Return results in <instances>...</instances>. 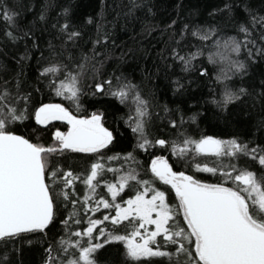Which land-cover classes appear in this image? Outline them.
Returning <instances> with one entry per match:
<instances>
[{
    "label": "trees",
    "instance_id": "obj_1",
    "mask_svg": "<svg viewBox=\"0 0 264 264\" xmlns=\"http://www.w3.org/2000/svg\"><path fill=\"white\" fill-rule=\"evenodd\" d=\"M139 7H132L131 0H0V8L7 6L14 17L16 28L12 31L18 37L15 41L5 36L9 25L0 17V86L5 81L13 87L17 78L22 83V91L32 94L30 111L33 115L22 121H17L11 127L16 134L23 135L30 142L44 147H57L58 142L54 134L57 131L67 133V123L62 120H51L48 124L39 125L34 119L35 108L41 104H61L72 115L86 118L93 112L103 113V123L114 135V143L108 149L102 150L100 155L79 153L66 150L57 151L47 157V171L62 169L71 171L74 175L85 176L90 172L93 162L104 165V171L97 178L96 194L92 196L87 192V186L82 180L74 183L75 193L72 198L83 200L85 195L92 196L89 207H95V201L101 196L113 203L107 190V184H118V178L129 172L137 175L138 181H148L150 189L164 191L166 203L174 211L178 201L170 185H164L151 172V162L156 157H163L170 167L177 172H184L203 183H222L224 178L219 170L221 167L235 163L238 168L246 166L248 158L233 159L229 157L217 158L213 155H196L191 151L183 157L172 152L171 144L165 148L159 145L148 146L145 149L136 147L139 142L138 134H134L130 127L134 124L136 105L132 100L133 92L129 97L121 100L109 94L108 86L105 92L95 91V84L112 79L115 86V77L130 81L136 86L142 99L147 102V114L143 117L147 139H165L169 142L182 140L179 134L199 139L201 135H211L215 138L228 140L238 137L242 141H255L264 145V25L251 23L252 18L264 17V0H135ZM225 5L229 8L225 9ZM69 8L70 31L81 33L76 42L65 43L66 37L59 31V25L65 23L62 15L63 9ZM149 8L151 12H149ZM45 20H40V15ZM91 17L93 22L88 23ZM175 21V23H173ZM56 24L57 27H53ZM244 24L249 28L250 39L254 44H248L237 55L215 47V38L221 43L229 37L243 40L244 34L239 32V26ZM185 25L189 28L185 30ZM99 26V31H98ZM215 27L218 31L216 37L203 47V54L192 61V67L187 71L184 65L171 57L172 49H177L180 55L195 52L202 47V43L191 35L194 28ZM27 32L28 35L23 34ZM107 36V40L103 37ZM101 39L102 43L96 46L99 53L92 59L93 41ZM179 42V44L177 43ZM251 49V55H249ZM215 54V63H209V54ZM218 53V54H217ZM90 59L79 77V100L71 102L63 96H57L50 87L49 80L53 77L43 78L40 71L50 63H63L73 71H80L76 66L84 63L83 57ZM242 60L248 67L244 75L228 72V60ZM98 69V71H94ZM204 69L208 75L202 77L200 71ZM22 73V74H21ZM223 73L228 79L223 80ZM221 81H217V76ZM63 79V76H60ZM177 82L182 87H178ZM59 84V79L56 80ZM227 84L233 90L245 88L247 94L240 100L230 104L226 110L218 108L211 101L220 99L223 85ZM22 106V105H21ZM183 115L182 126L172 128L170 121L175 119L180 125V116ZM196 115V121L190 117ZM128 153L131 159H125ZM119 156V159L109 157ZM201 167H217L216 175L196 170ZM258 165L250 170H255ZM115 169L111 172L108 169ZM230 171V168H224ZM63 171L59 175H63ZM238 174V173H237ZM46 183L51 184L46 179ZM225 186L234 187L232 182ZM62 187V185H61ZM71 191V190H69ZM137 191H144L142 184L130 181L121 191L115 203L124 202L136 195ZM149 192V196H151ZM70 214L74 219L81 218V225L70 222L66 230L61 223ZM115 208L105 209L102 206L98 211H89L87 215L80 203L74 209L71 203L64 207L61 202L56 210V219L45 233L25 234L20 239L0 242V257L8 254L10 264H44L47 259L45 249L52 245L59 247L63 237L68 239L71 232L87 227L88 219L103 221L94 230L99 236V228L103 227L105 233L130 235L134 227L139 226L137 219L132 223L123 221L120 225H113L111 219L105 221L104 216H115ZM131 219V218H130ZM183 220L182 214L178 216ZM176 221H171L170 227ZM185 228L186 224L183 225ZM75 239V237H72ZM105 237H100L103 243ZM31 240L32 243H28ZM87 237L82 242H86ZM161 250L174 253L175 248L166 244L163 234L156 238ZM155 248L156 244H151ZM74 249H69L70 255ZM125 247L120 241L104 244V247L94 255L96 264H141L126 257ZM56 255V252H53ZM147 260L149 258H141ZM160 264H172L176 259L172 257H153Z\"/></svg>",
    "mask_w": 264,
    "mask_h": 264
},
{
    "label": "snow or ice",
    "instance_id": "obj_2",
    "mask_svg": "<svg viewBox=\"0 0 264 264\" xmlns=\"http://www.w3.org/2000/svg\"><path fill=\"white\" fill-rule=\"evenodd\" d=\"M131 3L130 12L140 6L135 0H131ZM228 8L229 6L225 5V9ZM149 12H151L150 8ZM69 13V8L63 9L62 15L65 17V23L59 25V31L65 35V43H74L79 40L81 33L75 30L70 31L72 25L68 21ZM15 15L7 6L0 8V17L10 26L5 31V36L13 41L23 38L18 37L12 31L17 27L14 20ZM39 18L43 21L45 15L41 13ZM87 22L92 23V18L89 17ZM251 23L253 26L256 23L264 25V17H260L259 20L253 17ZM53 27L57 25L54 24ZM184 27L187 30L189 25ZM217 31L215 27L194 28L191 35L201 41L202 47L185 55H180V52L174 48L171 52L172 59L182 63L184 70L187 71L192 67V61L203 54V47H207V43L216 37ZM239 32L244 34L243 40L229 37L221 43L218 38H215L218 53L223 49L238 55L242 48L255 43L250 39L247 26L241 24ZM23 35L27 36L28 33L25 32ZM107 39V36L103 37V40ZM101 43V39L93 41L92 59L99 55L95 49ZM249 55H251V49H249ZM89 59L85 55L84 63L76 66L80 71L70 70L68 65L63 63H50L40 71V76L53 77L49 80V85L55 90V94L71 102H77V107H79V77ZM208 61L214 64L215 54L210 53ZM247 67L248 65L242 60L230 58L228 60V72L233 75L246 74ZM94 71L98 69L94 67ZM61 75L63 79H60ZM200 75L204 77L208 73L202 69ZM222 76L223 80L229 78L227 73H223ZM57 79H59V84L56 83ZM115 81V86L111 78L96 83L95 91L103 93L107 85L109 94L121 102L135 92L132 96L136 105L134 124L131 123L132 117L129 120L132 132L138 134V140L142 141L136 147L145 149L150 145H159L165 148L171 144L173 154L178 157H183L190 151L196 155L210 154L217 158L246 157L248 158L246 166L238 168L235 163H230L221 167L219 170L224 182L212 184L203 183L184 172H175L163 157H156L151 162V172L164 185H170L171 190L175 192L178 201L176 211L166 203L164 191L150 189L148 181H138L137 175L132 172L120 176L118 184L106 185L113 203H109L101 196L95 201V207L90 208L89 202L92 196H95L97 188V183L94 181L102 175L104 165L100 162H93L90 172L85 177L58 168L47 171V157L57 151L66 150L100 155L102 150L108 149L114 143V135L104 126L103 113L93 112L86 118H77L61 104H41L34 111L37 124L45 125L51 120H62L67 121L69 126L67 133L57 131L54 134L58 148L44 147L30 142L23 135L16 134L15 129L11 127L17 121L33 115L30 111L32 94L22 91V83L18 78L14 90L10 82L5 81L4 85L0 86V242L6 245L10 241L20 239L25 234H46V230L56 219V210L61 202L65 208L68 203H71L74 209L80 203L85 215L89 211H98L101 206L105 209L114 207L115 216L105 215V221L111 219V223L115 226L123 221L132 223L133 219H137L139 226L134 227L130 235L114 233L106 235L105 229L101 227L98 229L100 235L95 236L94 230L103 221L90 218L86 228L71 232L68 239L62 237L58 248L54 249L52 245H49L45 249L47 259L44 264H96L94 255L104 247V244H110L113 241L122 242L126 249V257L133 261H140L141 264H160L159 261L150 258L169 257L171 261L173 256L176 259L172 261V264H264V145L252 140L242 141L238 137L222 140L211 135H201L199 139H195L183 133L179 134L183 137L179 141L169 142L165 139L150 141L147 139L143 120L147 114V102L142 99L139 92L135 91L136 86L130 81L122 80L121 77H115ZM217 81H221L220 75L217 76ZM177 85L182 87L179 82ZM246 94L245 88L233 90L224 84L220 99H213L211 102L218 108L226 110L230 104L240 100ZM190 119L195 122L196 115ZM183 123L182 114L180 125L175 119L170 121L174 129L182 126ZM114 158L119 159V156L109 157V159ZM131 158V153L125 156L126 160ZM256 165L258 167L255 170H250ZM224 168L231 170L225 171ZM196 170L216 175L218 168L207 165L201 167L197 164ZM61 171H63L62 176L59 175ZM108 171L116 170L109 168ZM46 179L50 180L51 184L46 183ZM76 180H82L87 186V192L92 196L86 194L82 201L79 198L73 199L72 197L76 195L74 188ZM130 181L142 184L144 191H137L134 197L125 201L127 207H123L115 203V200ZM229 181L234 187L225 186V183ZM149 192L152 193L150 198H148ZM180 214L183 217L182 221L178 219ZM171 221L176 222L166 227ZM70 222L81 225L82 219H74V215L70 214L61 221L66 230ZM185 224L186 228L183 226ZM146 225H155V230L149 233ZM141 229L144 230L143 233ZM161 234L166 244L174 246V253L161 250V246L156 242V238ZM84 237H87L86 242H82ZM100 237H105L103 243L98 242ZM28 243L32 241L29 240ZM151 244H156V247H151ZM69 249L75 251L70 255L61 256V253L69 254ZM54 251L56 255H53ZM141 258L149 259L142 261ZM0 264H10L7 253L0 257ZM125 264H127L126 261Z\"/></svg>",
    "mask_w": 264,
    "mask_h": 264
},
{
    "label": "rangeland",
    "instance_id": "obj_3",
    "mask_svg": "<svg viewBox=\"0 0 264 264\" xmlns=\"http://www.w3.org/2000/svg\"><path fill=\"white\" fill-rule=\"evenodd\" d=\"M77 117V116H76ZM77 118H79V117H77ZM66 123H67V121H65ZM68 124H67V131H68ZM135 196V195H134ZM134 196H132V197H134ZM132 197H130V198H132ZM151 196H148V198H150ZM130 198H128V199H130ZM127 199V200H128ZM126 200V201H127ZM122 206L123 207H127V205H126V203L124 202V204H122ZM146 228L148 229V232L150 233L151 231H154L155 230V225H146ZM141 232L143 233L144 232V230L143 229H141ZM124 245V244H123ZM126 250V249H125Z\"/></svg>",
    "mask_w": 264,
    "mask_h": 264
},
{
    "label": "water",
    "instance_id": "obj_4",
    "mask_svg": "<svg viewBox=\"0 0 264 264\" xmlns=\"http://www.w3.org/2000/svg\"><path fill=\"white\" fill-rule=\"evenodd\" d=\"M169 165V164H168ZM170 166V165H169ZM173 170V169H172ZM174 171V170H173ZM175 172H177V171H175Z\"/></svg>",
    "mask_w": 264,
    "mask_h": 264
}]
</instances>
